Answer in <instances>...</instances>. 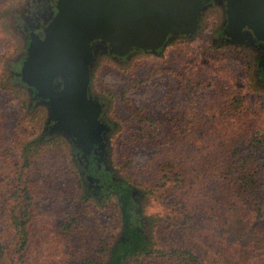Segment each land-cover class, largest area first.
Instances as JSON below:
<instances>
[{
  "label": "rangeland",
  "instance_id": "rangeland-1",
  "mask_svg": "<svg viewBox=\"0 0 264 264\" xmlns=\"http://www.w3.org/2000/svg\"><path fill=\"white\" fill-rule=\"evenodd\" d=\"M11 1L0 0V15ZM6 28L0 20V200L4 197L5 203L1 207L3 202L0 201V217L4 214L3 219H6L11 215L10 211L5 210L14 201L9 197L10 188L17 179V170L20 168V172L22 171L21 165L29 152L30 165L22 172L23 179L27 180L25 184L28 191L33 197L26 223L27 261L30 264H53L55 259L60 258L65 261L72 257L75 262H79L87 254L95 257L103 242H111L120 235L121 213L118 205L117 208L114 206L118 199L116 196L107 200L88 196V204L83 203L79 196L82 189L80 190L76 181L81 176L80 165L71 157L67 139L62 136L45 137L34 142L33 139L43 133L47 110L44 108V118L42 109L30 111L27 107H22L27 104L25 92L2 80L5 75L4 60L7 56L17 54V44ZM212 47L201 34L198 38L178 42L166 57L140 59L135 65L129 64L128 69L104 64L100 71L98 68L95 72L97 77L94 85L97 84L109 95L110 116L115 121V129L110 137L111 168L117 180L126 182L140 194L139 209L143 231L155 236L161 246L168 245L169 240L175 242L180 239L185 244L186 239L182 233L175 231L171 234L169 232L172 227L168 226L182 217L183 210L180 207L198 205L196 190L187 191L186 186L179 180L175 192L168 191L166 185L171 184L170 181L166 179L164 185L160 182L163 177L162 169L165 168L168 175L176 179H182L186 175L187 182L193 185L196 175L198 177L203 172L207 178L217 168L218 154L225 156L232 151L231 147L226 146L232 136L243 133L251 136L257 131L264 133V89L258 88L254 83L249 57L230 49L216 50ZM189 62L198 63L201 73H204L198 77L201 82L190 95L184 89L178 88L179 84L176 85L179 77L175 71L182 72L184 64ZM210 94L218 107L221 103L230 104L234 97L242 98L241 108L236 113L242 117L240 112L244 111L243 118L247 122L241 123L237 120V127L231 132L227 128L223 133L216 134L217 141L224 144L220 145L215 141L214 162L203 165L202 170L197 173L182 169L186 167L184 154L176 153L169 138L171 134H166L169 136L164 139H157V142L149 138L146 141L143 138L131 139L132 134L138 135L135 127H139L137 124L133 125L130 119L132 110L144 108V117L160 119L166 116L165 111L172 110L173 102L185 110L196 107L202 101L207 102ZM24 115L28 120L23 119ZM223 124L221 122L220 127ZM202 138V151L209 154L211 150L207 148V144L210 143H206L205 135ZM30 142L32 144L28 150L25 147ZM197 157L201 158L198 154ZM225 167L226 165L223 168ZM258 169L260 173L256 181L262 184L264 162ZM214 176L218 181L217 170ZM81 185L85 187L83 180ZM3 187L6 189L4 194ZM246 198L253 201L251 196ZM233 200L237 202L236 198ZM257 201L259 200H254ZM76 211L78 219L69 226L70 230L65 229L62 223L69 218V212L75 215ZM156 218L160 220L154 221ZM205 247L210 257L221 250L212 244L211 238L205 240ZM136 262L166 264L162 260L147 258Z\"/></svg>",
  "mask_w": 264,
  "mask_h": 264
},
{
  "label": "trees",
  "instance_id": "trees-1",
  "mask_svg": "<svg viewBox=\"0 0 264 264\" xmlns=\"http://www.w3.org/2000/svg\"><path fill=\"white\" fill-rule=\"evenodd\" d=\"M183 67L182 72L175 70L179 77L176 85L179 84L178 88L184 89L190 95L201 82L198 77L204 73H201V66L198 63L189 62ZM213 98L210 94V100L207 102L202 101L196 107L185 110L173 102L172 110L165 111L166 116L160 119L144 117V108L132 110L130 119L133 125L137 124L139 127H135L138 135L132 134L130 137L132 140L143 138V141H146L149 138L157 142V139H164L171 134L169 138L176 153L184 154L186 167L182 169L197 173L202 170L203 165L214 162L213 145L218 138L216 134L223 133L227 128L231 132L237 127L235 125L237 120L241 123L247 122L243 118L244 111L240 112L242 117L236 113L241 108L242 98L234 97L230 104L221 103L219 107ZM23 106L26 107L25 104ZM25 118L27 119L26 115L23 116V119ZM221 122H224L222 127H220ZM204 135L206 143H210L207 144V148L211 150L209 154H204L202 151L200 140ZM33 140L37 142L39 138ZM217 142L220 145L224 144ZM58 143L61 145V142ZM31 144L32 142L28 143L25 148L29 150ZM226 146L231 147L232 151L225 156L218 154L217 168L213 169L207 178L204 177L203 172L198 174V177L196 175V182L193 185L187 182L186 175L182 179H176L170 177L165 168L162 169L163 177L160 182L164 185L166 179L170 181L171 184L166 185L168 191L175 192L178 180L186 186L187 191L196 190L198 205L180 207L183 210L182 217L177 219L175 224L168 226L172 227L169 233L175 231L182 233L186 239L185 244L180 239L175 242L169 240L168 245L161 246L155 236L152 237L141 231L143 229L140 222L129 219L130 214L125 212L130 205L129 196L122 199L121 195L131 187L126 182H121L118 187L113 186L115 191L119 192L117 196L109 193L103 198L107 200L114 195L117 199L120 198L114 203L115 207L118 205L121 213L119 237L111 242H103L96 251L95 257L87 254L79 262H75L72 257L71 260L67 258L65 261L60 258L55 259L53 264H141L136 260L140 261L144 258L162 260L166 264H264V183L256 181L260 173L258 167L264 162V133L257 131L251 136L247 133L232 136ZM197 154L201 158H198ZM26 157L21 165L22 171L20 172V168L17 170V179L10 188L9 197L14 201L9 205L10 208L5 210L10 211L11 215L6 219H3L4 214L0 217V264H30L27 261L26 223L33 197L25 184L27 180L22 177L23 169L30 165L28 160L30 156ZM199 162L201 165H198ZM225 165L226 167L223 168ZM216 170L218 181L214 176ZM78 177L76 181L80 190L82 189L79 196L83 203L88 204V196L93 194L88 192L86 187H82L83 179L81 176ZM2 189L4 194L6 189L4 187ZM247 196H251L253 201L248 200ZM233 198H236L237 202ZM3 199L4 197L0 201L3 202ZM254 200L259 201L254 202ZM4 205L3 202L1 207ZM121 206L124 212L121 211ZM70 213L69 218L62 223L64 228L69 230V226L78 219L77 211L75 215ZM207 238L212 239V244L216 248H221L213 257L209 256L205 247Z\"/></svg>",
  "mask_w": 264,
  "mask_h": 264
},
{
  "label": "water",
  "instance_id": "water-1",
  "mask_svg": "<svg viewBox=\"0 0 264 264\" xmlns=\"http://www.w3.org/2000/svg\"><path fill=\"white\" fill-rule=\"evenodd\" d=\"M210 0H57L44 38L30 44L21 80L48 98V112L63 136L75 137L82 152L100 130L97 102L87 97L94 41L123 55L132 48L156 50L169 34L192 35ZM227 35L250 29L264 41V0H228ZM55 79L60 90H53ZM60 83H57L59 85Z\"/></svg>",
  "mask_w": 264,
  "mask_h": 264
},
{
  "label": "flooded vegetation",
  "instance_id": "flooded-vegetation-1",
  "mask_svg": "<svg viewBox=\"0 0 264 264\" xmlns=\"http://www.w3.org/2000/svg\"><path fill=\"white\" fill-rule=\"evenodd\" d=\"M57 0H12L6 5L4 13L0 15L2 24L6 25L7 32L17 44V54L12 57L7 56L4 60L5 75L2 79L6 84L25 92L27 97V110L42 109L46 118L45 109H48V98L38 95L33 86H28L21 80V69L28 55V48L32 42L44 38V30L48 27L57 12ZM228 0H210L198 17L197 30L192 34H169L163 45L156 50H144L132 48L123 55L111 53L107 44L94 41V59L91 68V78L87 86V97L98 103V124L100 130L94 133L92 142L87 153L82 152V148L77 144L75 137L71 134L63 136L54 126L56 122L47 110V119L43 125V133L39 138L52 137L67 139L70 145L71 157L80 165V175L88 192L96 198H104L109 193L119 194L113 186L120 184L112 170L109 160L110 137L115 129L114 120L110 116V97L103 88L94 85L96 79L95 72L104 64L118 65L127 68L129 64H136L140 59L147 57H166L173 47L180 41L198 38L201 34L208 39L212 48L216 50L230 49L247 55L252 65V75L254 83L258 88L264 89V41L257 39L254 33L243 28L240 33L227 35L225 28L228 25ZM95 65V66H94ZM94 66V67H93ZM132 67H129V69ZM96 69V70H95ZM128 69V68H127ZM57 83H60L57 85ZM96 83V82H95ZM61 81L55 79L53 90H60ZM96 87V88H95ZM45 108V109H44ZM61 137V138H62ZM130 192V193H129ZM115 196V195H114ZM129 196L130 205L125 209L129 216L140 222V194L133 188H128L123 197ZM118 199H120L118 197ZM121 211L122 206H121ZM132 224V222H131ZM143 229V228H142ZM143 231V230H141Z\"/></svg>",
  "mask_w": 264,
  "mask_h": 264
}]
</instances>
